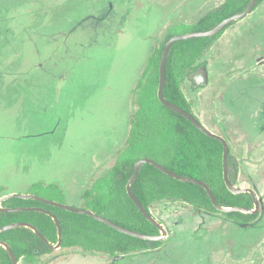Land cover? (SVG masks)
<instances>
[{
    "label": "rangeland",
    "instance_id": "rangeland-1",
    "mask_svg": "<svg viewBox=\"0 0 264 264\" xmlns=\"http://www.w3.org/2000/svg\"><path fill=\"white\" fill-rule=\"evenodd\" d=\"M224 1L0 0L3 194L28 193L42 183L46 196L74 207L112 205L102 179L125 144L136 108L132 88L152 46L170 25L195 22ZM55 58L64 82L73 69L78 80L50 95L40 74L53 75ZM194 72L200 82L192 73L182 85L191 112L231 145L238 166L234 185L256 193V218L240 226L222 212L163 200L150 206L167 231L157 248L115 258L61 247L19 264H264V0L225 29ZM57 129L53 142L42 137ZM43 151L52 159L41 158Z\"/></svg>",
    "mask_w": 264,
    "mask_h": 264
},
{
    "label": "trees",
    "instance_id": "trees-1",
    "mask_svg": "<svg viewBox=\"0 0 264 264\" xmlns=\"http://www.w3.org/2000/svg\"><path fill=\"white\" fill-rule=\"evenodd\" d=\"M249 1L225 0L220 7L209 10L195 22H177L170 25L164 38L152 46L141 76L133 88V101L136 108L131 114L130 129L125 144L117 150L113 165L102 179V183H105L108 191L112 193L108 200L112 205L108 204V207H103L105 204L102 205L97 201L94 203L95 207L87 209L133 231L147 235H158L157 227L145 219L125 189V185L133 173L134 163L142 157H150L179 175L204 181L221 206L253 207L252 197L249 193L233 194L227 189L223 181V146L221 141L205 135L181 114L164 106L156 94L159 60L164 42L173 35L210 30L221 20L243 11ZM262 1L257 0L253 10ZM231 24L226 25L218 33L209 37L178 40L173 43L167 55L163 96L194 117L195 115L191 112V104L186 99L182 89L183 82L197 69L198 61L206 50ZM87 46V44L82 45L81 48ZM58 53L56 52V55ZM59 59L65 61L66 64L70 62L60 55ZM59 59H54L56 67L51 68L53 75H46V72H50L47 70L40 74V79L49 81L45 87L54 95H58V91L64 90L71 83L75 84L78 80L74 79V69L68 75L69 81L64 82V78L61 79L64 76L58 75L61 64ZM50 104L55 103L52 101ZM56 107V105L50 107V112ZM51 114L53 115L52 112ZM230 146L229 144V179L234 185L235 178L238 176V166L232 159ZM143 152L147 153L142 154ZM148 153L156 156L157 160L149 156ZM98 182L99 180L94 184ZM51 185V188L56 189L55 184ZM34 186V189L28 193L64 203L59 198L46 196L42 191L46 187H43L42 183H35ZM3 187L0 184V196L3 195L4 190L6 191ZM131 190L148 212H150L152 204L163 200H180L195 210L219 212L212 205L206 190L202 186L174 179L148 163L140 168L137 177L131 183ZM89 196V190L84 192L87 203ZM1 207H39L55 214L62 230V248L80 247L88 252H101L118 256L149 248L154 249L161 244L160 241L149 242L132 237L91 216L66 211L35 199L8 198L1 202ZM223 215L232 216L231 221L240 226H248L257 216V214H246L238 211L224 212ZM18 221L32 224L47 238L49 244L56 243V225L52 217L45 212L40 210L5 212L0 210V227ZM0 240L11 247L18 261L25 259L28 262H34L38 257L53 251L36 233L26 227H16L0 232ZM0 264H12L8 252L2 246H0Z\"/></svg>",
    "mask_w": 264,
    "mask_h": 264
},
{
    "label": "water",
    "instance_id": "water-1",
    "mask_svg": "<svg viewBox=\"0 0 264 264\" xmlns=\"http://www.w3.org/2000/svg\"><path fill=\"white\" fill-rule=\"evenodd\" d=\"M256 2H257V0H250L248 5L246 6V8L243 11L236 13V14H233V15L221 20L217 25H215L210 30H207V31H191V32L184 33V34H177V35L171 36L168 40H166L164 42V47H163V50H162V53L160 56V60H159V68H158L159 76H158V86H157V91H156L158 100L164 106H166V107L176 111L177 113L181 114L192 125H194L199 131H201L205 135L221 141L222 146H223V151H222V178H223V181H224L227 189L230 192H232L233 194L249 193L251 195L252 201H253V207L252 208H246V207H241V206H232V207L221 206L217 202V200H216L214 194L212 193L210 187L204 181H202L200 179L193 178V177H187V176L179 175L176 172L169 170V169L165 168L164 166L158 164L157 162H155L154 160H152L150 158L142 157L134 163L133 173L130 176V178L128 179V181L125 185V189H126L127 195L135 203V205L137 206V208L139 209L141 214L145 217V219L147 221H149L152 225L157 227V229L159 230L158 235H147V234H143L140 232L133 231L129 228H126V227H123L121 225L116 224L115 222H113L110 219H107L101 215L94 213L90 209L74 207V206H71V205H68L65 203H60V202H57L54 200H49V199L43 198V197L35 195V194H31V193H17V192H10V193H6V194H3L0 196V210L5 211V212H16V211H25V210H40V211L45 212L46 214H48L52 217V219L56 225L57 241L55 244H49L47 238L41 232H39L36 227H34L30 223L22 222V221H18V222L9 223L7 225H4V226L0 227V232L10 230V229H13L16 227H26V228L31 229L34 233H36L46 244H48L50 246L51 249L55 250V249H59L61 247L62 230H61L59 220L55 214H53L52 212L45 210L43 208H39V207H15V208H13V207H10V208L1 207L2 201L6 200L8 198L19 197V198L35 199V200L41 201L43 203H46V204H49V205H52L55 207H59V208L64 209L66 211L91 216L94 219H96L100 222H103V223L107 224L108 226L116 229L117 231L125 233L127 235H130L132 237L147 240L149 242L161 241L167 236L166 229L164 228V226L161 223H159L153 217V215L150 212H148L144 208L142 203L139 201V199L134 195V193L131 190V183L137 177L140 168L145 163H148V164L155 166L157 169H159L160 171H162L163 173L167 174L168 176H170L174 179H177V180L183 181V182H190V183L202 186L206 190V193H207L208 197L210 198L212 205L219 212L224 213V212H228V211H238V212H242V213H246V214H256L260 208V203L258 201L256 193L250 188H239V187L233 185L229 179V169H228L229 144H228V141L223 136L211 131L210 129H208L207 127L202 125L200 123V121L196 117H194L191 113H189V112L185 111L184 109H182L181 107L169 102L163 96V93H162L163 87L165 84L166 58H167V55H168V53H169L174 42H176L178 40H183V39H192V38H196V37L212 36V35L218 33L226 25L232 23L233 21H237V20L247 16L250 12L253 11V8H254ZM193 75H194L195 80L200 82L199 80L202 78V76L197 75L196 72H193ZM0 246H2L8 252L12 264H19V261L15 257L14 252L12 251L11 247L6 242L0 240Z\"/></svg>",
    "mask_w": 264,
    "mask_h": 264
},
{
    "label": "crops",
    "instance_id": "crops-1",
    "mask_svg": "<svg viewBox=\"0 0 264 264\" xmlns=\"http://www.w3.org/2000/svg\"><path fill=\"white\" fill-rule=\"evenodd\" d=\"M63 23V22H62ZM63 24H65V23H63ZM66 25V24H65ZM67 27H69V29H72L73 27H74V24H73V22H72V25H69V26H64V29H66ZM142 70H143V68H142ZM142 70H141V72H140V75L138 76V78H137V81H138V79L140 78V76H141V73H142ZM105 72V71H104ZM103 72V73H104ZM137 81H136V83H137ZM136 85V84H135ZM134 88V87H133ZM133 88H132V90H133ZM50 95H51V93H50ZM132 95H133V93H132ZM132 114V113H131ZM56 126V125H55ZM57 127H60V126H57ZM43 132V131H42ZM61 134V131L59 130V129H57L55 132L53 131L51 134H45V136L43 135L42 137L43 138H47V137H49L50 138V140H51V142H53V140L55 139V138H57L59 135ZM38 141V140H37ZM50 142V143H51ZM36 148H38L37 146H35L34 147V149H36ZM41 154V158H45V160L46 161H48V160H51L52 158H49L50 156L48 155V154H51V153H47V152H42V153H40ZM61 248V247H60ZM59 248V249H60Z\"/></svg>",
    "mask_w": 264,
    "mask_h": 264
},
{
    "label": "flooded vegetation",
    "instance_id": "flooded-vegetation-1",
    "mask_svg": "<svg viewBox=\"0 0 264 264\" xmlns=\"http://www.w3.org/2000/svg\"><path fill=\"white\" fill-rule=\"evenodd\" d=\"M162 241V240H161ZM115 258H118L117 256H115Z\"/></svg>",
    "mask_w": 264,
    "mask_h": 264
}]
</instances>
